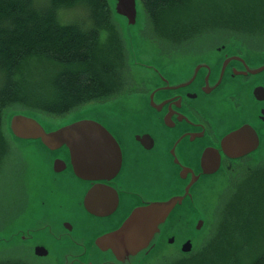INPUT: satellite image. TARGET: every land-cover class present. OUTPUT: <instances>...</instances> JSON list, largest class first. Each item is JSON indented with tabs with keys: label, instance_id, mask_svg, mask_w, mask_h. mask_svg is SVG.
I'll use <instances>...</instances> for the list:
<instances>
[{
	"label": "flooded vegetation",
	"instance_id": "obj_1",
	"mask_svg": "<svg viewBox=\"0 0 264 264\" xmlns=\"http://www.w3.org/2000/svg\"><path fill=\"white\" fill-rule=\"evenodd\" d=\"M253 13L251 24L221 27L215 39L209 33L203 40L183 42L181 49L171 50L181 51L183 59L170 57L161 60L163 66H150L151 87L126 95L130 103L135 101L129 107L136 111V120L120 112L123 120L103 122L123 151L118 175L97 181L80 179L70 169L53 173L52 186L42 187L25 220H43L50 228L57 224L55 233L74 239L75 251L84 254L93 251L97 236L118 228L135 208L185 194L193 177L197 180L170 220H195L194 210L210 202L209 180L227 175L231 181L235 165L245 159L264 162V21ZM242 127L254 129L259 145L246 155L230 157L222 139ZM210 165L215 166L214 173L205 171ZM86 194L91 211L85 205ZM188 210L193 215L187 217ZM172 237L165 231L151 255L169 250L164 244ZM188 239L175 250L190 254L182 251ZM175 242L176 238L169 241ZM34 245V252L37 246L47 247L44 242Z\"/></svg>",
	"mask_w": 264,
	"mask_h": 264
},
{
	"label": "rangeland",
	"instance_id": "obj_2",
	"mask_svg": "<svg viewBox=\"0 0 264 264\" xmlns=\"http://www.w3.org/2000/svg\"><path fill=\"white\" fill-rule=\"evenodd\" d=\"M259 1L193 0L187 5H181L182 7L165 11L166 16L174 17L175 14H178L180 17H185L183 25L173 24V21L171 23L173 25L168 23V26L153 24L152 19L145 11V0H137L138 15L137 21L133 25L128 23L127 18L115 14L116 23L127 41L131 53L132 88L130 91L132 93L129 94H136L138 89L143 91L147 87H151L149 84L152 78L151 69L146 64L163 66L161 60L167 62L170 57L182 58L181 51L173 53L171 50L183 47V42L203 40L209 36V33L215 39V35L221 31V27L251 24L249 18L250 12H252L251 7ZM109 2L116 10L117 1L109 0ZM259 6V9H253L255 13L253 14L255 17L258 15L264 21V0ZM68 16H71L70 12ZM77 17L74 16L73 19L75 20ZM253 24H257L256 21H253ZM31 63L35 68L43 64L40 71L45 75H48L52 69V64L44 58L34 57ZM126 95H128L127 92L107 102H90L64 116H50L42 113L34 115L49 131L83 118H94L107 123L123 120L119 115L120 112H127L136 120L134 116L136 111L129 107L131 104L135 105V101L130 103ZM17 112L20 111L10 108L5 111L4 116V137L2 138L8 141L10 151H6L4 155L0 156V261L30 260L35 264H64L62 259L66 244L56 241L53 235L57 224L52 223V228H50L43 225V220H25L36 206L42 187L52 186L50 185V176L53 174L51 159L56 157L58 152L47 150L39 140H19L13 136L10 139L6 130L9 131V121ZM262 164L264 162L255 164L251 160L245 159L235 165L236 172L234 174L232 171V181L228 179L227 175H220L209 180L210 202L198 210L202 216H205V220H202L204 221L202 229L200 231L194 229V225L198 224L200 220L197 222L189 219L171 220L167 232L174 234L175 245H171L169 241L166 242L164 245L169 250L163 253L161 251L154 252L143 264H176L182 261L185 264L187 262L188 264H202L203 260L214 261L210 264H224L232 262L238 257L246 258L248 255L252 257L253 251L256 253L264 248V208L259 205L245 208L244 214L251 216L252 220H237V223L234 220L233 230L235 233L232 234V238L229 234L224 235L221 231L222 207H226L230 202L228 196L234 195V188L237 189L240 180ZM193 213L188 210L186 216L189 217ZM18 230L20 231L17 232ZM28 231H31V235L27 236L28 239L23 240L20 232L28 234ZM216 234H218L217 239H220V242L210 244ZM186 238H192L195 240L194 242H198L195 251L190 254L177 252L175 247ZM36 242H44L50 250V254L43 257L37 256L34 252ZM90 256L81 259L85 262L89 260L97 262L101 257V255L93 253Z\"/></svg>",
	"mask_w": 264,
	"mask_h": 264
},
{
	"label": "trees",
	"instance_id": "obj_3",
	"mask_svg": "<svg viewBox=\"0 0 264 264\" xmlns=\"http://www.w3.org/2000/svg\"><path fill=\"white\" fill-rule=\"evenodd\" d=\"M191 1L145 0V11L153 24L183 25L185 17L166 16L165 11ZM261 1L251 9H259ZM115 14L109 0H0V156L10 151L2 138L7 109L64 116L90 102H107L132 93L131 53ZM74 16L82 17L74 20ZM34 57L52 64L48 75L40 71L43 64L32 65ZM6 132L11 139L10 129ZM237 186L234 195L228 196L230 202L222 207L221 231L230 238L235 233L234 220L253 219L244 214L246 207L264 208V164L251 170ZM217 235L210 244L220 242ZM254 253L224 264H264V248ZM210 263L214 261L202 262ZM0 264L35 263L3 260Z\"/></svg>",
	"mask_w": 264,
	"mask_h": 264
},
{
	"label": "water",
	"instance_id": "obj_4",
	"mask_svg": "<svg viewBox=\"0 0 264 264\" xmlns=\"http://www.w3.org/2000/svg\"><path fill=\"white\" fill-rule=\"evenodd\" d=\"M116 1L115 13L127 18L130 25L135 24L138 15L137 0ZM146 66L153 65L146 64ZM151 100L153 104V95ZM9 129L16 139L39 140L47 150L58 152L57 156L51 159L52 172L55 174L70 169L83 180L108 181L115 178L122 169L121 145L113 132L97 119H78L49 131L34 114L17 112L9 121ZM221 145L228 156L237 158L254 151L259 145V137L251 127H242L226 135ZM207 160L209 156L204 159L206 162ZM214 167V165H210L208 169L205 167V171L214 173ZM196 180L197 177L192 178L185 194L173 195L166 200L135 208L118 228L103 233L93 240V251L78 254L75 251L77 242L55 233L56 229L53 232L54 236L58 237L56 241L66 244L62 262L64 264H142L161 241L165 231L167 232L176 207L183 203ZM100 185L107 187L104 184ZM98 191L99 189H96L95 192ZM86 195L85 205L91 211L89 194ZM105 211L106 209L102 208V213ZM194 211L196 222L200 220L194 225V229L200 231L204 226L202 220H205V216H202L198 209ZM20 234L21 238L25 237L26 240L27 236L31 235V231H28V234L23 232ZM192 240L195 241L190 238L184 243L182 247L184 253L193 250L196 242L193 244ZM169 241L173 243L175 237L170 238ZM92 253L101 255L97 262L93 260L85 262L81 259L89 257ZM35 254L40 257L48 256L50 250L45 246H37Z\"/></svg>",
	"mask_w": 264,
	"mask_h": 264
}]
</instances>
